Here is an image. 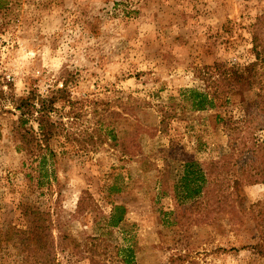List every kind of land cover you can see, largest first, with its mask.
Listing matches in <instances>:
<instances>
[{
    "label": "rangeland",
    "instance_id": "rangeland-1",
    "mask_svg": "<svg viewBox=\"0 0 264 264\" xmlns=\"http://www.w3.org/2000/svg\"><path fill=\"white\" fill-rule=\"evenodd\" d=\"M255 33L264 36V0H0V264L37 262L6 236L11 224L29 226L20 203L43 211L66 246L56 264H264L251 248L264 242V183L215 180L185 199L176 187L182 159L202 166L229 152L216 109H192L181 91L201 85L198 67L253 61ZM63 87L64 129L39 184L34 155L11 135L10 100ZM169 103L178 115L158 132ZM112 135L133 155L111 148ZM115 205L126 211L110 226Z\"/></svg>",
    "mask_w": 264,
    "mask_h": 264
},
{
    "label": "trees",
    "instance_id": "trees-1",
    "mask_svg": "<svg viewBox=\"0 0 264 264\" xmlns=\"http://www.w3.org/2000/svg\"><path fill=\"white\" fill-rule=\"evenodd\" d=\"M251 42L253 61L243 64L217 61L198 67L196 77L201 85L185 88L179 95L188 97L191 108L196 111L216 109L214 120L222 127L229 148L228 153L210 159L202 166L191 156L181 160L182 171L178 175L176 187L180 188V195L184 199L209 192L210 185H217L214 184L215 180L219 182V186L227 185L232 189L242 185L264 183V36L255 33ZM66 96L63 87L43 97L29 93L24 97H12L10 100L18 112L17 119L11 126V135L20 152L27 153L28 156L34 155L37 163L32 169L39 184L41 176L48 177L49 171L53 173L55 150L52 142L62 133L65 124L55 118V104ZM231 108H235L238 115L232 114ZM113 112L115 114V111H108L107 117ZM158 112L159 120L154 128L158 132H164L167 118L178 115L176 106L169 103L158 108ZM104 117L105 115L100 119L101 123ZM30 120L36 125L29 124ZM94 131L99 133L98 129ZM92 136L89 135L92 144L96 143L97 139L98 143L105 142L99 135L94 140ZM116 139L115 135H112L109 146L115 148L118 143L122 155L132 156L133 152L128 150L131 148L130 142L127 144L126 139L119 142ZM169 150L171 148H167V155L162 157L163 164L167 167V158H171L168 156ZM167 167L159 171L161 183L168 177ZM17 208H20L22 216L28 218L29 226L24 228L11 224L6 233L7 239L12 240L13 244L26 253L31 252L32 256H36L37 262L34 264H56L54 257L57 250L64 252L66 246L60 238H53L47 215L35 204L20 203ZM125 211L122 205L113 206L109 225L117 226L123 220ZM30 248L32 249L28 250ZM251 248L257 255L264 256V242L254 244ZM129 250H125L126 263L132 260ZM83 253L85 252L79 251V258L84 257Z\"/></svg>",
    "mask_w": 264,
    "mask_h": 264
}]
</instances>
